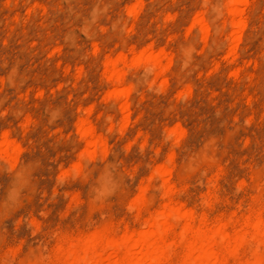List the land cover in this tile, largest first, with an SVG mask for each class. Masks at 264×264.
I'll return each instance as SVG.
<instances>
[{
    "label": "rangeland",
    "instance_id": "1",
    "mask_svg": "<svg viewBox=\"0 0 264 264\" xmlns=\"http://www.w3.org/2000/svg\"><path fill=\"white\" fill-rule=\"evenodd\" d=\"M147 236L264 264V0H0V264Z\"/></svg>",
    "mask_w": 264,
    "mask_h": 264
},
{
    "label": "bare ground",
    "instance_id": "2",
    "mask_svg": "<svg viewBox=\"0 0 264 264\" xmlns=\"http://www.w3.org/2000/svg\"><path fill=\"white\" fill-rule=\"evenodd\" d=\"M154 234V235H153ZM152 235L154 237L161 235V230L158 229ZM151 235V236H152ZM151 236L144 237L141 241V248L144 251L142 252L141 257L136 260H132L127 264H159L161 260V256L163 251L161 248L155 244V241L149 240ZM158 238V237H157ZM199 257L197 264H222L223 258L219 256L218 252L214 247V243L211 241L210 238H202L200 245H199ZM80 262L87 264V260L80 259ZM93 263V264H97ZM114 264H121V263H114Z\"/></svg>",
    "mask_w": 264,
    "mask_h": 264
}]
</instances>
